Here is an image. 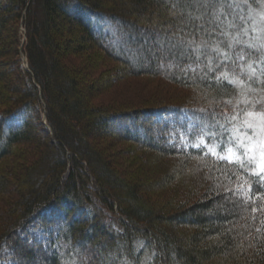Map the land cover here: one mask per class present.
<instances>
[{
  "label": "trees",
  "instance_id": "obj_1",
  "mask_svg": "<svg viewBox=\"0 0 264 264\" xmlns=\"http://www.w3.org/2000/svg\"><path fill=\"white\" fill-rule=\"evenodd\" d=\"M255 2L202 0L200 4L193 5L192 0H131L129 3L133 6H128L125 1H120L119 6H108L105 0H8L5 8L0 7V104L3 106L13 99V104H5V108L0 110V160L10 155L11 148L16 145L38 144L45 148L41 150L44 156L39 155L41 158H37L35 164L40 172L36 176L38 190L20 197V200L23 199L19 202L23 211L9 223L14 227L11 225L5 233H0V250L6 249V258L23 257L26 264H30L27 261L34 259L31 251L23 247L21 239L20 242L19 238H13L12 233L15 230L20 233L22 226L28 223L39 222L53 225L51 231H45L50 248L49 255L42 257L45 264H264V205H261V214L256 217L248 211V205L242 204L230 193L223 199L218 194L221 193L219 189H216L219 196L189 208L186 215L182 212L176 216H164L165 209L149 203L139 184L128 180L124 173L115 171L113 163L106 161L100 151L89 147V139L106 123V110L91 107L88 96L92 88L80 86L74 73L67 70L61 60L69 49L70 53L81 51L80 47L72 48L71 43L93 44L121 63L122 69L130 74H167L185 87L196 85L211 94L213 101L222 103V110H210L207 105L199 109L190 106L186 108L187 117L175 123L190 139H196V134L201 133L207 141L219 147L235 145L230 126L242 122L249 108L264 106V60L258 65L257 59L255 61L249 54L240 61L235 50L241 46L236 41L228 43L239 33L237 29L241 30L249 22V6ZM32 3L35 5L33 16L30 13ZM175 4H179L180 9L178 19L170 16ZM16 15L17 58L21 62L22 51L27 60V67L17 66L19 74L20 70L25 73V84L22 80L18 84L23 87L21 90L3 85L9 73L3 70L6 53L1 34L6 20ZM63 20L76 23L80 36L65 39ZM21 25L25 28L22 44ZM244 52L249 51L246 49ZM169 59L179 68H190L179 71L166 69ZM51 76L64 81L61 89H53ZM239 76H245L243 84L237 82ZM3 89L15 92L17 96L3 100ZM53 93L62 99L63 110L60 113L54 112L49 102ZM253 93L260 94L259 103L256 102L257 95L252 100ZM188 103L198 104L196 99ZM173 104L170 102L168 105ZM174 107L177 111L184 108L181 105L167 108ZM116 111L120 122L131 121L121 129L127 139L151 145L154 138L151 127L144 123L147 119L139 120L141 116L133 113L122 116V112ZM31 116L45 131L48 143L35 136ZM64 120L68 122L67 127L63 124ZM163 124L161 128H154L160 132L157 134L160 140L157 147L165 153L169 152V147L176 151L179 148L176 143H170L169 147L163 144L161 132L169 126L165 122ZM170 131L175 134L176 137L172 138L175 140L178 132L175 129ZM79 143L85 151L80 149ZM182 147L179 150L181 153L196 154L214 161L219 168L223 167V180L231 182L239 173L241 179L250 182L251 189L257 190L256 194L264 196L263 174L256 175L249 170L247 163L241 167L213 154L203 145ZM46 149L50 152L47 153L48 162H45ZM89 160L95 162L96 169ZM29 167L27 164L19 165L17 169L23 172ZM218 170L217 174H220ZM249 176L253 179L249 180ZM19 180L25 181V184L29 181L23 177ZM101 181H104L103 184ZM4 182L3 174H0V188H3ZM217 200L221 202V209L213 208ZM207 212H211L212 217H206ZM184 216L191 217L192 220H186L187 224L197 231L186 240L173 232L177 227L175 220ZM244 217L247 220L243 230L235 233L227 231L225 225L235 218ZM218 235L222 237L214 245L198 247L201 239ZM242 235L250 237L247 244L254 248L251 260L235 259L240 244L238 239ZM10 242L18 243L22 251L17 244L11 250ZM91 242L97 246L98 255L88 252L86 245ZM239 251V257L244 259V250L240 248ZM219 255L227 257L230 263L212 260Z\"/></svg>",
  "mask_w": 264,
  "mask_h": 264
},
{
  "label": "rangeland",
  "instance_id": "obj_2",
  "mask_svg": "<svg viewBox=\"0 0 264 264\" xmlns=\"http://www.w3.org/2000/svg\"><path fill=\"white\" fill-rule=\"evenodd\" d=\"M120 1H125L128 6H133L132 3H129L131 0H105L106 5L108 6H119ZM200 1L202 0H192V4L198 5L200 4ZM7 5L8 0H0V7L5 8ZM178 5L179 4L173 5L170 13L171 17H177V19L180 17V9ZM30 8V13L33 16L35 5L32 3ZM249 8V22H246L241 30L237 29L239 33L231 37V39H229L231 42L228 41V43L232 44L236 41L237 44L241 46V48L239 47L235 50L237 59L242 61L250 54V57L255 61L257 59V63L260 65L262 63L261 61L264 60V0H256L255 4L249 6ZM14 11L18 12L16 9H14ZM17 20V15L12 19L8 18L1 34L3 39V50L6 53L3 56V70L8 71L9 73L7 81L5 83L3 82V85H6L7 88L17 87V89L21 90L23 87H20L18 84L20 80H22L23 83L25 82V73L20 70L21 72L19 74L17 66L20 68L22 66L26 67L25 64L27 62L23 60L22 55H20L21 62H19L17 58V38L15 36ZM61 23L63 25V36L65 39L68 40L80 36L78 33L79 26H77L76 23L66 20L61 21ZM20 33L23 36L22 31H20ZM70 46L72 48L80 47L81 51L70 53L69 49L66 55L61 59L63 65L67 70L74 73L75 79L80 86L82 85L85 88H92L91 95L88 96V99L91 100V107L106 110L105 112L107 115L105 125L101 126L100 129H97L92 138L89 139V147H93L100 151L106 161L113 163L115 171L124 173L128 180L139 184L143 196L148 198L149 203L155 204V206H161L162 209H165L162 213L164 216H167L168 214L176 216L182 212L183 215H186L185 213H188L189 208H194L197 204L203 203V201H208L209 198L214 199L219 195L224 199L225 197H228L227 193H230L234 198L239 199L242 204L248 205L247 208L250 209L248 211L251 214H255L256 217L261 214V205H264V198H262L263 195L259 193L256 194L257 190L254 191L251 189L250 182L241 179L239 173L235 174V179H232L231 182L228 180L225 181L223 180V177L225 176L221 175V172H224L223 167L219 168L214 161L202 158L196 154L181 153L179 150L180 148H184L182 145L189 146L192 144L198 146L204 144L209 151L220 155V157H223L222 159L225 160L234 155H238L241 152H246L247 154L242 157L243 163H247L249 170L252 172L259 173V164L261 162L260 149L264 147V131L260 130L264 121L259 117L260 114H264V106H260L259 108L255 107L256 109L254 107L251 109L249 108L246 112L253 113V115H247L246 113L242 122H235L230 126L233 132L232 139L235 142V145L228 144L223 150H221L216 144L207 141L205 136L201 133L196 134V139H190L189 137L184 136V134L187 135V133L180 130V127L175 123L178 121L180 122L182 117H187L186 108H189L190 106H195L199 109L200 107L207 105L209 106L208 109L211 108L216 111H221L223 104L213 101L211 94H207L206 91L201 90V88L196 85L185 87L180 83H176L173 79L169 78L167 74H130L127 70L122 69L123 65L121 63L110 58L102 50L93 46V44L89 45L79 42V44L71 43ZM246 49L249 52H244ZM151 52L153 51L151 50ZM252 52L254 54L251 55ZM172 59H169L170 61L167 60L166 69L179 71V69L185 70L190 68L189 66L179 68L175 66ZM253 59L251 61H253ZM35 71H38L37 73L40 74L39 69H36ZM248 71L253 73V71L249 69ZM174 77L176 78V76ZM49 79L51 80L53 89L59 87L61 89V85L63 86L64 84V81L61 78L55 79L51 76ZM245 80V76H239L237 82L239 81V84H243ZM25 88L28 87L26 86ZM256 89L254 90V93H256ZM254 93L251 98L254 100V95H257L256 102L259 103L260 94ZM10 96H17V94L3 89V100ZM49 99L54 112L60 113V111L63 110L62 99L59 98L57 93L51 94ZM193 99H196L198 103L197 105L188 103V101ZM12 101L13 99L6 103L3 102V106L0 104V110L5 108V104L8 106L13 104ZM170 102L175 104L168 105ZM33 104L31 105L35 108V105ZM176 105H181V107L184 108L180 111H177L175 107L169 109L171 106ZM14 106H16V104ZM165 108L167 109L166 111H164ZM113 110H115V112ZM116 110L122 112L123 114H120L122 116L127 117L129 116V113H133L134 115L141 116L138 118L139 120L142 118L144 120L147 119L144 123L151 127V135L154 138L151 145L127 139L121 129L131 121L126 119L125 123L120 122ZM32 112L34 114L36 113L34 109ZM164 122L169 126L167 127V130L165 127L164 130L162 129L161 136L163 138V144L166 147H169L170 143H176L175 146L177 148L179 147L176 151L169 147V152L165 153L162 149L157 147V142L160 143L157 134L160 132L158 133L155 129L161 128L164 125ZM30 123L34 126V131L36 133L35 136H37L38 140L43 143H48L45 131L39 126L37 120L33 116H31ZM63 124H65V127L68 126L66 120L63 121ZM249 124H251V127L248 126ZM171 129H175L178 132V137L175 140L172 139L175 134H173V131H170ZM241 142H243V144H241ZM79 147L82 151H85L82 149L80 143ZM42 149L45 150L44 147H40L38 144L16 145L11 148L10 155L0 160V174H3V180L5 181L3 183V188H0V233L3 231L5 233L9 226L12 225L9 223L14 221L13 218L16 217L15 215L23 211L22 204H19L23 199L20 200V197L22 195H30L31 192L33 193L34 189H36L35 191L38 190V187H36V176L37 173L40 172L35 168V164L38 162L36 161L37 158H41L39 155H43L41 154ZM165 150L167 149L165 148ZM48 152L49 149H46L45 155L47 161L45 162H48ZM252 157L255 158L253 159ZM89 162L94 169H96L94 166L95 162L92 160H89ZM26 164L28 167L30 166L28 170L21 172L17 169L19 165L24 166ZM98 169L100 168L98 167ZM217 169H219L218 172L220 174H217ZM22 177L29 180L28 184H25V181L19 180V178ZM47 179L48 176L45 180ZM251 179L253 178L250 177L249 180ZM103 182L101 181V184H103ZM148 184L151 186L149 187ZM40 185L42 184H39V186ZM197 185L198 189H195ZM161 187L164 188L160 192ZM203 188H205L204 192L202 190ZM216 189H219V192H221L218 193L219 195L217 194V191H215ZM221 206L220 201L214 202L213 204V208L215 209H221ZM26 210L27 209H25V211ZM205 216L208 218L212 217L211 212L205 213ZM186 220L192 219L190 216L177 218L175 220V222H177V227L173 230V232L183 240L197 234L196 229L192 228L191 224H187L188 222ZM245 220H247V217L241 219L235 218L232 222L225 225V227H227L228 232H239L245 228ZM16 222L17 221H15V223ZM12 226L14 227V225ZM51 227H53V225H43L39 222H33L26 224L24 227L22 226L20 233H17L16 230L12 233L13 238H19V241L21 239L23 241V247L25 246L27 247L26 249L31 251V255L34 258L32 259L34 262L33 264L37 262L45 264L42 257L44 255H49L48 253L50 250L45 231L46 229H50L51 231ZM21 236L22 238H20ZM199 237L201 238L202 236ZM221 237L222 235H218L215 238L201 239L197 245L199 248L214 245V242H218ZM241 237L242 238L238 239L240 244L238 245L239 249L236 252L235 259L238 261H244L249 258V260H251V251L254 248L253 246H250V244H247L250 237L248 238L243 235ZM10 243L11 250H14L15 244H17L22 251V248L18 243ZM86 246L90 255L99 254L97 246L94 243H88ZM240 248L245 252L244 259L239 257ZM0 253H3L0 254V264H16L17 262H19V264H26V259L23 257L20 259L19 257H15L14 259L6 258L7 251L5 248L0 250ZM212 258L213 261L219 263H230L229 259L227 260V257L223 255ZM32 261L27 262L32 264ZM175 264L178 263L175 262Z\"/></svg>",
  "mask_w": 264,
  "mask_h": 264
},
{
  "label": "snow or ice",
  "instance_id": "obj_3",
  "mask_svg": "<svg viewBox=\"0 0 264 264\" xmlns=\"http://www.w3.org/2000/svg\"><path fill=\"white\" fill-rule=\"evenodd\" d=\"M247 115H253V113H247ZM262 121H264V114H260V117H259ZM249 127H251V124L248 125ZM261 131H264V123H262L261 125V128H260ZM241 144H243V142H241ZM254 151V149H253ZM260 152H261V162L259 164V169H260V172L257 173L256 175L260 176L261 174H264V147H262L260 149ZM247 153L246 152H241L239 153L238 155H234L232 157H229V162H235V163H238L241 165V167H243V160H242V157L244 155H246ZM223 158V157H222ZM253 159L255 157H252Z\"/></svg>",
  "mask_w": 264,
  "mask_h": 264
},
{
  "label": "bare ground",
  "instance_id": "obj_4",
  "mask_svg": "<svg viewBox=\"0 0 264 264\" xmlns=\"http://www.w3.org/2000/svg\"><path fill=\"white\" fill-rule=\"evenodd\" d=\"M25 63V62H24Z\"/></svg>",
  "mask_w": 264,
  "mask_h": 264
}]
</instances>
